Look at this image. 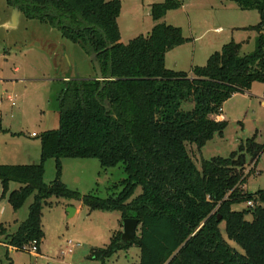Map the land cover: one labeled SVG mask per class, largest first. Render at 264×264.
I'll return each instance as SVG.
<instances>
[{"label":"trees","instance_id":"trees-1","mask_svg":"<svg viewBox=\"0 0 264 264\" xmlns=\"http://www.w3.org/2000/svg\"><path fill=\"white\" fill-rule=\"evenodd\" d=\"M7 1L19 4L30 19L65 20L62 35L87 45L109 79L103 84L95 77L62 81L55 98L59 127L39 136V161L0 164L1 196L13 212L33 196L27 218L15 231L8 233L0 223V245L29 252L35 242L38 251L42 209L55 197L79 200L90 211L118 212L121 223L138 220L134 240L123 241L122 230L113 231L108 245L90 251L91 259L104 262L135 244V264H264V189L249 193L243 188L252 173L245 171L246 164L258 162L264 143L249 138L229 157L203 160L200 169L187 150L192 145L199 152L223 132L228 121L219 116L227 99L254 82L264 83V0H227L258 12L253 52L240 56L241 43L232 40L189 72L166 67L165 54L187 39L180 27L160 21L181 0L152 4L150 32L126 44L117 25L120 0ZM50 158L56 174L45 183L44 163ZM63 158H95L104 169L120 165L125 177L112 185L119 191L100 197L71 190L60 178ZM11 183L18 187L10 190ZM248 201L253 205L233 208Z\"/></svg>","mask_w":264,"mask_h":264},{"label":"rangeland","instance_id":"rangeland-1","mask_svg":"<svg viewBox=\"0 0 264 264\" xmlns=\"http://www.w3.org/2000/svg\"><path fill=\"white\" fill-rule=\"evenodd\" d=\"M163 0H120L121 41L126 44L138 34L150 32L153 20L150 6ZM220 0H181L179 10L170 11L166 23L181 27L187 39L184 44L169 53L166 64L176 71L188 72L191 67L205 65L208 57L230 41L241 43L240 56L253 52L259 31L252 28L260 18L256 10H240L234 2L224 13L215 9ZM214 6V7H213ZM13 4L0 0V164H30L28 155L35 148V163L40 158L39 136L46 130L59 127L55 98L64 83L61 79L84 80L94 78V70L84 48L63 37L51 22H29L19 11L14 27L10 26ZM32 21V20H31ZM164 21L163 19L161 22ZM56 23V22H55ZM57 24V23H56ZM221 26L222 32L213 28ZM264 34V27L261 31ZM193 40V38H195ZM11 97L13 104L8 100ZM220 115L228 121L221 134L215 133L197 151L188 145L187 150L198 169L203 160L229 157L238 152L239 146L255 137L264 143V83L254 82L246 92L234 93L221 108ZM31 133H35L31 136ZM39 151V153H38ZM246 162L250 158L245 155ZM45 183L56 174L53 158L44 163ZM252 173L243 187L249 193L264 189V153L258 162L246 164L245 171ZM125 177L120 165L104 169L95 158H63L61 181L81 195L96 193L106 197L112 185ZM10 184V190L17 188ZM140 192L137 188L135 194ZM0 223L8 233L27 218L30 196L20 209L13 212L7 197L1 196ZM42 209L41 225L44 237L38 251H15L0 245V264H135L139 249L133 244L119 250L104 262L89 258L93 248L108 245L113 231L122 230L120 214L115 211H90L79 200L52 197ZM247 204L233 208L241 210ZM75 212L69 216L68 209ZM226 238L224 223L220 224ZM138 233V232H137ZM3 237L0 236V239ZM234 245L233 242H231ZM235 246V245H234ZM236 247V246H235ZM238 248V247H237Z\"/></svg>","mask_w":264,"mask_h":264},{"label":"water","instance_id":"water-1","mask_svg":"<svg viewBox=\"0 0 264 264\" xmlns=\"http://www.w3.org/2000/svg\"><path fill=\"white\" fill-rule=\"evenodd\" d=\"M18 13H19V8L17 6H14L10 26L14 27L16 25ZM108 47H110V46H108ZM89 59H90L92 68L94 70L95 79L98 80L100 82V84H103V81L108 80L109 78H106L103 75L100 64L96 58V54L94 52L92 54H90ZM74 211L75 210L73 208H69L68 209L69 216H72ZM138 224H139L138 220L134 219V218H124L122 220V236H121V238L123 241H132L135 239L136 234H137Z\"/></svg>","mask_w":264,"mask_h":264},{"label":"crops","instance_id":"crops-1","mask_svg":"<svg viewBox=\"0 0 264 264\" xmlns=\"http://www.w3.org/2000/svg\"><path fill=\"white\" fill-rule=\"evenodd\" d=\"M217 3H214V6L216 5V4H218L216 7H214V8H212V10L213 9H215V11H217V13H224L225 11H226V9L227 8H229V7H231L232 5L227 1V0H220V1H216ZM181 7V6H180ZM177 10V9H176ZM178 10H179V8H178ZM19 11H21V10H19ZM170 11H174V10H170ZM170 11H168L167 13H166V15L162 18L164 21H162V22H164V23H166V21H165V19H166V17H167V14L170 12ZM23 15L26 17V18H28L26 15H25V13H23ZM121 16H122V3H121V11H120V14H119V16H118V18H117V25H118V28H119V30H120V19H121ZM161 19V20H162ZM28 20H30L29 22H31V24H32V27H33V24H37L36 22H34V23H32L33 21H35V20H37V19H30V18H28ZM32 20V21H31ZM160 20V21H161ZM154 21H153V24L152 25H154ZM167 24V23H166ZM168 24H170V23H168ZM171 25H175V24H172L171 23ZM180 27V26H179ZM181 28V27H180ZM213 30L215 31V32H222V27L221 26H217V27H215V28H213ZM183 32V31H182ZM139 35V34H138ZM185 37V36H184ZM196 39V37L195 38H193V40H195ZM120 41H121V32H120ZM181 46V45H180ZM177 47H179V46H177ZM177 47H175V48H177ZM175 48H173V49H171V50H169L166 54H165V65H166V67H170V66H168L167 64H166V61H167V57L169 56V53L170 52H172ZM174 68H172V69H176V66H173ZM170 69V68H169ZM190 71V70H189ZM188 71V72H189ZM69 78L68 77H66V76H64L62 79H61V81H67ZM219 117H221V115L219 116ZM222 118V117H221ZM32 134L33 133H31L30 135L32 136ZM35 134V133H34ZM38 153H39V151H38ZM28 157H29V159H30V161H33L32 163H35V160H33V159H35V148L32 150V152H30L29 153V155H28ZM75 212V211H74Z\"/></svg>","mask_w":264,"mask_h":264},{"label":"flooded vegetation","instance_id":"flooded-vegetation-1","mask_svg":"<svg viewBox=\"0 0 264 264\" xmlns=\"http://www.w3.org/2000/svg\"><path fill=\"white\" fill-rule=\"evenodd\" d=\"M6 3H8L9 5L10 4H13L14 6H17L18 8H19V4H14V3H9L7 0H6ZM14 8V7H13ZM20 9V8H19ZM37 21V20H36ZM39 22H44V21H48V22H50V20H48V19H43V20H38ZM63 21V20H62ZM57 23V24H56ZM56 23H51L53 26H55L56 28H58V31L61 33V35H62V32H61V29L63 28V27H65L66 25V21L64 20V22H58V20L56 21ZM63 36V35H62ZM64 37V36H63ZM66 38V37H65ZM68 39V38H67ZM70 40V39H69ZM71 41V40H70ZM73 42V41H72ZM80 46H82V48H84V50L86 51V53L88 54V56L90 55V54H92L93 53V51L92 50H90L89 49V47L87 46V45H83L82 43L80 44ZM96 58H97V56H96Z\"/></svg>","mask_w":264,"mask_h":264},{"label":"built area","instance_id":"built-area-1","mask_svg":"<svg viewBox=\"0 0 264 264\" xmlns=\"http://www.w3.org/2000/svg\"><path fill=\"white\" fill-rule=\"evenodd\" d=\"M8 100L11 101L12 104L14 103L11 97H8ZM34 135L35 134L33 133L32 136H34ZM246 204H247V206H252L253 205V203L251 201H248ZM29 251H33V252L36 251L35 242L32 243V245L29 247Z\"/></svg>","mask_w":264,"mask_h":264}]
</instances>
